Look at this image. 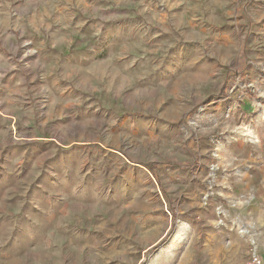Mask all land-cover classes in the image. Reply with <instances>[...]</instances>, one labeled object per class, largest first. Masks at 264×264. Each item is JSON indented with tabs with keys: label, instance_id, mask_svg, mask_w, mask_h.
Segmentation results:
<instances>
[{
	"label": "rangeland",
	"instance_id": "obj_1",
	"mask_svg": "<svg viewBox=\"0 0 264 264\" xmlns=\"http://www.w3.org/2000/svg\"><path fill=\"white\" fill-rule=\"evenodd\" d=\"M231 232L264 246V0H0V264H205Z\"/></svg>",
	"mask_w": 264,
	"mask_h": 264
},
{
	"label": "crops",
	"instance_id": "obj_2",
	"mask_svg": "<svg viewBox=\"0 0 264 264\" xmlns=\"http://www.w3.org/2000/svg\"><path fill=\"white\" fill-rule=\"evenodd\" d=\"M217 235L212 234V245L215 246L217 244ZM230 241L229 246L227 248L221 247L217 248H209L210 245V235L207 236L206 246H207V254H209V259L205 264H244L246 261L247 253L244 249L241 252L238 251L237 248H234V245L237 243V235L234 232L230 233ZM254 242H256L254 240ZM257 242L264 245V238L258 237ZM211 249V250H210ZM263 260H264V246L259 250ZM199 264L196 261H193Z\"/></svg>",
	"mask_w": 264,
	"mask_h": 264
},
{
	"label": "built area",
	"instance_id": "obj_3",
	"mask_svg": "<svg viewBox=\"0 0 264 264\" xmlns=\"http://www.w3.org/2000/svg\"><path fill=\"white\" fill-rule=\"evenodd\" d=\"M189 264H197V263L191 262ZM244 264H264V260L259 252V249L253 248L248 259L244 262Z\"/></svg>",
	"mask_w": 264,
	"mask_h": 264
},
{
	"label": "bare ground",
	"instance_id": "obj_4",
	"mask_svg": "<svg viewBox=\"0 0 264 264\" xmlns=\"http://www.w3.org/2000/svg\"><path fill=\"white\" fill-rule=\"evenodd\" d=\"M240 132H242L243 135L249 137V139L256 140V134L252 131V129L250 127L243 126L240 129ZM219 209H220L219 213H225L224 209H222L221 207ZM178 235L180 236V234H178Z\"/></svg>",
	"mask_w": 264,
	"mask_h": 264
}]
</instances>
